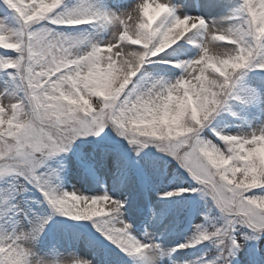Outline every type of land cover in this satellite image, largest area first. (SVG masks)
<instances>
[{"label":"snow or ice","instance_id":"6c2138e0","mask_svg":"<svg viewBox=\"0 0 264 264\" xmlns=\"http://www.w3.org/2000/svg\"><path fill=\"white\" fill-rule=\"evenodd\" d=\"M0 264H264V0H0Z\"/></svg>","mask_w":264,"mask_h":264}]
</instances>
